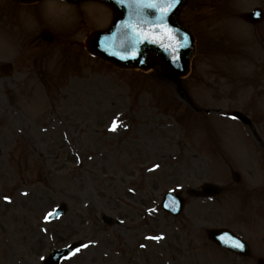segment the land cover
Here are the masks:
<instances>
[{
  "label": "rangeland",
  "instance_id": "1",
  "mask_svg": "<svg viewBox=\"0 0 264 264\" xmlns=\"http://www.w3.org/2000/svg\"><path fill=\"white\" fill-rule=\"evenodd\" d=\"M66 5L74 22L51 28L70 45L68 64L61 49L45 61L62 79H27L15 92L19 62L16 78L4 82L11 106L0 80V264H43L53 248L79 240L87 247L62 264H256L264 196L245 192L247 179L255 191L264 185V171L259 178L252 169L264 153L253 141L264 138V20L251 25L240 14L264 9V0H188L181 17L199 44L179 86L157 70L118 71L88 55L84 40L111 24V9ZM21 28L22 41L37 30L25 17ZM65 78L68 99L52 111ZM233 110L252 128L227 114ZM233 170L243 176L239 185ZM208 181L226 190L214 200L189 197L176 218L161 210L167 191ZM59 202L67 214L48 221ZM104 214L121 223H104ZM222 225L252 237L253 258L208 240L206 230Z\"/></svg>",
  "mask_w": 264,
  "mask_h": 264
},
{
  "label": "water",
  "instance_id": "2",
  "mask_svg": "<svg viewBox=\"0 0 264 264\" xmlns=\"http://www.w3.org/2000/svg\"><path fill=\"white\" fill-rule=\"evenodd\" d=\"M105 1L111 3L116 9L114 24L110 31L106 33L98 32L92 34L87 42V46L90 51L102 56L107 60L114 61L122 67L139 66L142 68H149L150 66H153L155 62H161L168 74L175 78L181 77L188 73L190 59L194 54V38L187 31H185L177 21L179 11L184 6L185 0H181L180 4H177L165 18L167 24H171L169 26L177 30L175 41L185 44V46L179 50L180 59L177 64L172 63V61L169 59L168 53L159 44L155 45L147 40H143L136 35V32L141 30L145 32L149 30L151 25H145L143 22L145 20L155 21L157 19L159 13L155 9L147 7H128L127 5H121L117 2V0ZM245 16L247 19L252 21H258L262 18V16H259L258 13L254 15L255 17H252L251 13L246 14ZM125 24H128L131 27H125ZM112 33L113 41L106 42L107 38H109ZM154 35L158 36L160 34L154 33ZM135 36H137V38H135ZM185 36H187V40L184 39ZM100 38H102V43L105 44L104 48L102 49H100L98 46ZM138 40H140V42H137ZM163 43L168 44L169 42L163 41ZM106 44H110L111 46ZM107 50L112 51L108 53ZM234 115L244 122H248V119L240 112H234ZM204 188L205 189L202 191L191 189L190 193L207 194L209 191L214 190L212 185H208ZM175 195L177 197L170 194L164 198V208L173 214H178L183 208L184 200L179 194ZM220 233H222L221 238L227 236L224 234L225 232ZM215 234H213V237L218 239ZM228 234L230 235V233ZM229 238L231 242H227V245L230 246V248H234L240 253L248 252L247 246L245 244L241 243L243 244V247H235L233 245L237 244L239 241L237 240V242L236 240L232 239V235ZM65 252L66 251L62 253ZM62 253L60 254L62 255ZM259 264H264V260L260 259Z\"/></svg>",
  "mask_w": 264,
  "mask_h": 264
},
{
  "label": "snow or ice",
  "instance_id": "3",
  "mask_svg": "<svg viewBox=\"0 0 264 264\" xmlns=\"http://www.w3.org/2000/svg\"><path fill=\"white\" fill-rule=\"evenodd\" d=\"M50 2L54 4V0H50ZM117 2L121 5H127L128 7L152 8L159 13L155 21L145 20L143 22L145 25H151L147 32L141 30L136 32V35L143 40L149 41L150 43L159 44L168 53L169 59L172 61V63L177 64L180 59L179 50L183 48L185 44L175 41L177 30L169 26L165 18L168 13L178 4L179 0H117ZM124 26L131 27L128 24H125ZM154 33H159L160 35L153 39L152 37ZM184 39L187 40V36H185ZM163 41H167L169 43L164 44ZM137 42H140V40ZM115 129L116 125L114 124L112 130ZM7 199L9 198L5 197V200ZM155 239H159V237H156ZM233 246L243 247V244L237 243ZM83 247H87V245H83ZM79 251L80 249L77 248L76 252Z\"/></svg>",
  "mask_w": 264,
  "mask_h": 264
},
{
  "label": "flooded vegetation",
  "instance_id": "4",
  "mask_svg": "<svg viewBox=\"0 0 264 264\" xmlns=\"http://www.w3.org/2000/svg\"><path fill=\"white\" fill-rule=\"evenodd\" d=\"M20 10L21 5L15 0H0V21L5 29H10L7 31L10 34L21 31ZM28 43L29 44L20 47L22 51L18 54V59L34 65L44 63V56L47 54V49L51 50L55 44H63L62 41L47 43L36 39ZM20 54L22 55L20 56ZM27 54H29V56H27Z\"/></svg>",
  "mask_w": 264,
  "mask_h": 264
},
{
  "label": "clouds",
  "instance_id": "5",
  "mask_svg": "<svg viewBox=\"0 0 264 264\" xmlns=\"http://www.w3.org/2000/svg\"><path fill=\"white\" fill-rule=\"evenodd\" d=\"M42 14L50 23L58 25H70L75 19L73 11L66 4L57 5L50 0H45Z\"/></svg>",
  "mask_w": 264,
  "mask_h": 264
}]
</instances>
